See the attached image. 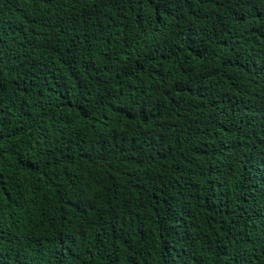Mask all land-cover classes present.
I'll return each instance as SVG.
<instances>
[{
	"label": "trees",
	"instance_id": "trees-1",
	"mask_svg": "<svg viewBox=\"0 0 264 264\" xmlns=\"http://www.w3.org/2000/svg\"><path fill=\"white\" fill-rule=\"evenodd\" d=\"M0 264H264V0H0Z\"/></svg>",
	"mask_w": 264,
	"mask_h": 264
}]
</instances>
